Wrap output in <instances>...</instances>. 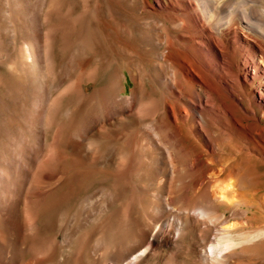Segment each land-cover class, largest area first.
I'll return each mask as SVG.
<instances>
[{
  "label": "bare ground",
  "instance_id": "bare-ground-1",
  "mask_svg": "<svg viewBox=\"0 0 264 264\" xmlns=\"http://www.w3.org/2000/svg\"><path fill=\"white\" fill-rule=\"evenodd\" d=\"M80 1L0 0V115L30 103L18 131L0 130V264H228L264 251V0H115L118 36L121 6L160 19L143 45L152 66L110 55L70 77L55 52L100 53L105 37L97 1L88 13Z\"/></svg>",
  "mask_w": 264,
  "mask_h": 264
},
{
  "label": "rangeland",
  "instance_id": "rangeland-1",
  "mask_svg": "<svg viewBox=\"0 0 264 264\" xmlns=\"http://www.w3.org/2000/svg\"><path fill=\"white\" fill-rule=\"evenodd\" d=\"M95 1H97L99 8L102 11V23L103 24H101L100 26L105 33L104 34L105 37H102V38H104V40L102 39V42H101L102 46L100 48V53L95 54V52L93 50L88 51V49L86 50L85 48L81 49V44L79 45V43L77 44L76 42H71L68 49H66V50L64 49L61 52L59 50H57V52H55L56 55L60 57L59 66H61V67L59 68V66H58V71L59 72L64 71L66 64L70 61L69 63H72V66H73L69 70V73H68L69 76L72 75L70 77H73L77 74L75 72H78L77 67L79 68V66L81 64H83L84 67L87 69V73H90L96 67L98 60H101V62H102L105 59L103 61L104 66H105V64L108 63L107 60H109V58H111L110 55H113L117 61L121 62V65L126 64L127 67L129 68V70H131L132 72L137 71V70L140 71V73H142L143 70L148 71L149 67L152 66V63H150V61L153 60L155 57H154V54L148 55V53H145L143 45L146 43V40H150V39L152 40L154 38V36H155L154 34L156 33L154 25L161 23L160 19L157 16H152V19H150L151 21H148L149 23H147L146 22V16H145L144 12L140 10V6L137 9L136 8H134V9L127 8L126 5H125V7L121 6V12L122 13H120L121 15L119 18V22L121 25H123L121 27V30L124 32V34H121L120 36H118L115 33V31H113L112 28H110L112 26V24H111V19L109 17V13H110L111 8L112 9L116 8L117 3L115 2V0H85L82 2L80 1L77 5V6H79V4H80V6L78 8L79 10L77 9V12L81 11V10H85L86 13L91 12L95 6ZM159 1L161 3L163 1V3H165V4L168 3L166 0H159ZM150 2L154 3V0H150ZM138 16H140V17L144 16V17H142L144 19H139ZM92 24H93L92 30L94 33V29L96 30L95 26L97 25V23L92 22ZM96 39H97V37H95V41H96ZM76 48L79 50H76ZM81 50H82V52H81ZM97 54H98V56H96ZM99 54H101L103 56V58ZM75 68H76V70H75ZM70 71H72V72L70 73ZM0 72H2V70H0ZM68 75L65 78V85L70 80L69 79L70 77ZM71 79H73V78H71ZM136 80L138 81V77L136 78ZM123 85H124L125 90H126L125 93H123V95L130 94L131 89L135 87L134 81L130 77H127V79L125 81H123ZM91 90H92V86H88L86 91L90 92ZM25 100L26 99H24L22 97V100L18 101L17 103L15 101L14 102L9 101L10 103L8 104V109H9L10 114H8V117L3 116L2 114L0 115V122L2 121L0 123V130H1V128H4L3 126L7 125L8 130L10 132L14 133L15 131H18L17 128L19 129V127L21 126L20 114L22 112H20V110L22 108H24L26 111L28 109H30V103L25 102ZM74 107H75V101L73 99H67V100L65 99L64 103L62 104V107L60 108L59 121H61L63 124H65V126L67 125V127H69L70 123H71V121H69V119H67L68 118L67 116L70 114L71 120L73 119ZM74 113H76V112H74ZM9 115H10V117H9ZM17 125H18V127H17ZM67 127H65V131L63 132V133H65L64 134L65 139L68 136V134L70 133L68 131V129L70 130V128H71V127H69L68 129H66ZM55 128H56V126H55ZM53 130L48 134V140H49L48 144L51 143ZM1 142L2 141L0 139V144H1ZM54 164L56 165L57 162ZM54 164H51L52 165L51 167L59 169L60 164L58 166L56 165L55 167L53 166ZM44 166H45V163L43 164V162H42L38 168L40 169ZM57 171H59V170H57ZM262 172L264 173V167H262V166H259L257 168V170L255 171V173L257 174L256 175L257 177L255 176V179H254V182L256 183L254 188H255V192H257L258 194L264 193V189H263L264 188V186H263L264 185V174L262 175ZM34 175H36V173ZM34 175L32 174L31 176H34ZM58 177L56 178V180L60 179L61 175L59 174ZM108 187L109 186H107V184L106 185H98L96 183H93L87 192L90 194H97V196L101 199V198L106 197V195L109 191ZM23 199H24V197H23ZM251 200H253V199H251ZM22 202H23V200H22ZM69 204H70L69 206L71 207L70 209H72V207L74 206V203L70 202ZM22 207H25V204H23ZM23 209H25V208H23ZM263 216H264V214L259 215L258 221L261 220V218H262V221H264ZM222 232H223L222 229H219L217 231V233L215 234V236H212L211 238H213V240L215 238H218L220 236V234H222ZM218 233H219V235H218ZM59 239H61V236H59ZM261 247H262V248H260L261 250L264 249V244H262ZM167 256H168V252L160 251L156 255V261L159 263L160 262L162 263L163 260ZM179 260L181 261V259H179ZM187 262L189 264H194V259L189 258L187 260ZM228 264H264V251L255 252L252 255H242V254L236 255L234 258H231L229 260Z\"/></svg>",
  "mask_w": 264,
  "mask_h": 264
}]
</instances>
